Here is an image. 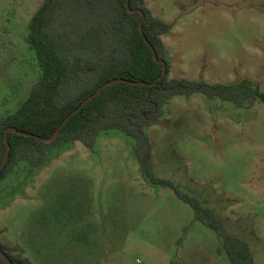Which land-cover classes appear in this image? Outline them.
<instances>
[{
    "label": "rangeland",
    "instance_id": "rangeland-1",
    "mask_svg": "<svg viewBox=\"0 0 264 264\" xmlns=\"http://www.w3.org/2000/svg\"><path fill=\"white\" fill-rule=\"evenodd\" d=\"M44 1L0 0V117L40 78L26 38ZM145 1L173 26L163 37L170 78L247 79L264 92V0ZM149 135L156 175L212 209L264 264V104L176 97ZM135 145L111 130L93 150L76 142L29 180L2 184L3 243L32 264H232L189 205L142 177Z\"/></svg>",
    "mask_w": 264,
    "mask_h": 264
},
{
    "label": "trees",
    "instance_id": "trees-1",
    "mask_svg": "<svg viewBox=\"0 0 264 264\" xmlns=\"http://www.w3.org/2000/svg\"><path fill=\"white\" fill-rule=\"evenodd\" d=\"M172 29L145 0H45L26 38L40 78L16 112L0 117V186L22 175L29 180L71 144L93 150L103 133L120 130L136 141L140 174L148 183L172 189L189 205L196 220L222 240L232 264H255L249 244L232 235L212 209L156 175L149 129L161 124L166 106L176 97L203 95L246 109L264 104V92L247 79L224 85L170 78L163 37ZM1 234L0 249L13 264H32L4 244ZM0 264L6 263L0 258Z\"/></svg>",
    "mask_w": 264,
    "mask_h": 264
},
{
    "label": "water",
    "instance_id": "water-1",
    "mask_svg": "<svg viewBox=\"0 0 264 264\" xmlns=\"http://www.w3.org/2000/svg\"><path fill=\"white\" fill-rule=\"evenodd\" d=\"M131 12L135 13V12H137V11H136V10H132ZM154 54H155V51H154ZM110 84H111V83H107L105 86H103V88L100 89V90L96 93V95L100 94L101 91H102L103 89H105L106 87H108ZM94 97H95V96H91L89 99H87V100L82 104V106L80 107V109L83 108V107H84L88 102H90ZM77 112H78V110L75 111L71 116H69V118H67L66 122H67L72 116H74ZM66 122L60 127V129L58 130V132H57V134H56L55 136H53L52 138H50L49 140H47L48 142H51V141L55 140V138H56V137L59 135V133L61 132L63 126L66 124ZM12 132H16V129H12ZM9 151H10V146L7 145V152L9 153ZM7 160H8V155H7V157H6V159H5L4 163H3V166L6 164ZM0 258H1L6 264H13V263L11 262V260L9 259V257H8V256H7V255L1 250V249H0Z\"/></svg>",
    "mask_w": 264,
    "mask_h": 264
}]
</instances>
